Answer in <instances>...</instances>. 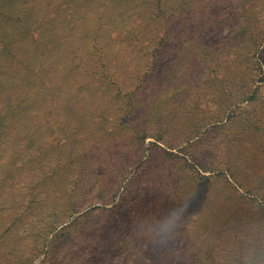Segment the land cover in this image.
I'll use <instances>...</instances> for the list:
<instances>
[{
    "label": "rangeland",
    "instance_id": "obj_1",
    "mask_svg": "<svg viewBox=\"0 0 264 264\" xmlns=\"http://www.w3.org/2000/svg\"><path fill=\"white\" fill-rule=\"evenodd\" d=\"M240 1L0 0V264H264Z\"/></svg>",
    "mask_w": 264,
    "mask_h": 264
},
{
    "label": "trees",
    "instance_id": "obj_2",
    "mask_svg": "<svg viewBox=\"0 0 264 264\" xmlns=\"http://www.w3.org/2000/svg\"><path fill=\"white\" fill-rule=\"evenodd\" d=\"M263 1L264 0H241L240 3L238 4V7L240 10V17H241L240 19L242 20L243 24L245 25L246 24L254 25L256 23L259 24L260 26L259 28L262 29V32H263L261 35L264 38V16H258V13L260 12L258 7ZM153 9H154L153 12H151L152 17L156 16L158 12L157 8L153 7ZM161 12H162V8H161ZM84 191H85V188L83 187V192ZM81 196L82 197L84 196L83 193ZM245 225L246 224H244V226ZM242 231L244 234H247L244 232L245 231L244 228L240 230V232ZM224 236H227V235H224ZM234 240L236 242L237 235L234 236ZM229 251H231L234 255L233 259L231 260V264H249L250 262L249 255L246 254L245 252H239L238 250H232V248H230ZM254 258L257 259L256 256H254ZM159 264H162V263H159Z\"/></svg>",
    "mask_w": 264,
    "mask_h": 264
}]
</instances>
